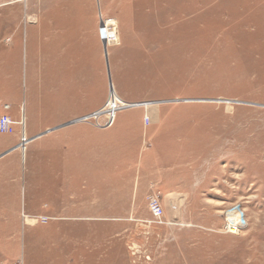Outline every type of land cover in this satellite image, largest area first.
Segmentation results:
<instances>
[{"label":"rangeland","instance_id":"obj_1","mask_svg":"<svg viewBox=\"0 0 264 264\" xmlns=\"http://www.w3.org/2000/svg\"><path fill=\"white\" fill-rule=\"evenodd\" d=\"M30 2L43 14L66 5L100 11L95 33L72 22L51 40L100 48L104 40L107 113L124 109L107 131L95 130L108 143L111 174L80 178V208H54L55 193L31 191L22 175L18 206H0V264H264V0H0V111L41 89L32 81L39 64L26 62ZM36 34L29 43L54 35ZM100 163L89 164L100 173ZM237 203L246 226L226 232Z\"/></svg>","mask_w":264,"mask_h":264},{"label":"crops","instance_id":"obj_2","mask_svg":"<svg viewBox=\"0 0 264 264\" xmlns=\"http://www.w3.org/2000/svg\"><path fill=\"white\" fill-rule=\"evenodd\" d=\"M32 5L30 2L24 10L25 19L30 25V30L25 34L26 62L27 66L33 62L34 65L39 64V78L33 76L32 81L34 85L39 84L41 89L38 94H29L25 99L21 97L19 101L5 102L1 108L0 115L8 114L14 119L15 131L0 136V206L7 203L11 207L18 206L22 190L20 179L24 174V181L29 184L31 191L43 186L47 194L55 193L51 198V202L55 203L54 208L73 210L81 207V177L107 178L111 174L110 164L104 163L111 158L108 153L103 152L108 143L104 138L94 136L95 130L101 133L107 129H96L93 124L84 121L74 122L106 103L105 82L107 76L110 84L111 58L110 54L109 58L106 56L104 40H100L102 48L96 44V40L92 44L89 40L83 43L51 40L59 32H67L72 22L75 23L72 27L80 34L95 33L101 27L100 11L90 6L86 9L66 5L67 7L47 9L43 14L44 10L32 8ZM57 13L68 16V23L71 25H57ZM33 17H36L35 21L32 20ZM65 19L66 17L62 20ZM37 32L54 35L47 37L50 39L48 42L38 40L36 43H29L30 39H39ZM45 49L54 52H45ZM37 54L39 58H36ZM4 60L6 59H2L0 66L6 63ZM7 76L11 79L12 75ZM5 79L6 77L3 78L4 81ZM97 79L101 82L98 90ZM3 87L2 82L1 88ZM6 105L9 108H5ZM25 139L27 141L23 144ZM96 145L102 147L98 149L101 153H94ZM96 157L102 161L99 164L101 167L98 165L100 173L94 172L93 165L89 164ZM119 160H126V155L119 156ZM114 173L120 176L125 174L121 169L114 170ZM96 180L90 181L95 183ZM7 192L10 193L8 198Z\"/></svg>","mask_w":264,"mask_h":264},{"label":"built area","instance_id":"obj_3","mask_svg":"<svg viewBox=\"0 0 264 264\" xmlns=\"http://www.w3.org/2000/svg\"><path fill=\"white\" fill-rule=\"evenodd\" d=\"M160 102L161 101H152L150 105L155 104L152 107H156V105H160ZM107 103H105L98 110L87 114L84 120L98 128L105 129L111 127L115 121L117 113L124 108L120 109L119 107H117L116 109H113L111 113H107ZM5 108H9V105H6ZM152 122V110H148L145 116V124L151 125ZM14 124V119L10 115H0V134L13 133L15 131ZM149 207L156 222L163 223L164 207L158 196H151ZM246 223L247 221L245 218V210L242 208V205L240 203L234 204L226 212L224 227L226 232L238 233L244 229Z\"/></svg>","mask_w":264,"mask_h":264}]
</instances>
